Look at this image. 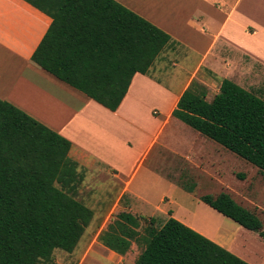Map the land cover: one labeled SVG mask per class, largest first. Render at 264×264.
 Listing matches in <instances>:
<instances>
[{"label":"trees","instance_id":"obj_1","mask_svg":"<svg viewBox=\"0 0 264 264\" xmlns=\"http://www.w3.org/2000/svg\"><path fill=\"white\" fill-rule=\"evenodd\" d=\"M25 1L54 19L33 61L112 111L133 76L148 75L172 41L115 0ZM207 97L193 82L173 117L264 174V100L230 80ZM71 149L68 139L0 100V264H51L56 250H76L95 212L78 198L86 173ZM201 200L264 239L263 221L229 194ZM157 222L125 211L98 241L119 256L137 244L135 264H249L175 218Z\"/></svg>","mask_w":264,"mask_h":264},{"label":"crops","instance_id":"obj_2","mask_svg":"<svg viewBox=\"0 0 264 264\" xmlns=\"http://www.w3.org/2000/svg\"><path fill=\"white\" fill-rule=\"evenodd\" d=\"M115 1L167 33L172 41L148 75L133 76L122 103L112 111L33 61L54 24L52 16L25 0H0V100L68 139L72 143L70 157L86 174L97 168L110 171L111 166L117 165L111 154L126 156L122 149L130 143L145 142L146 159L166 130L170 145L178 147L175 127L182 123L173 117V112L193 82L206 87L208 94L218 81L221 87L224 80L252 92L261 72L264 74V60L244 47L245 41L252 42V50L258 49L255 44L264 45V0H189L188 15L182 14V0ZM152 70L159 71L164 80L154 78ZM179 148L171 150L178 154ZM189 151L179 155L186 162H193ZM138 169L127 181L123 194L130 192ZM112 172L119 175L117 170ZM164 180L174 188L177 185ZM132 195L144 210L146 198L138 192ZM167 201L164 194L160 204ZM161 207L157 212L164 216V223L175 218L245 262L264 264L263 243H256L259 254L251 257L246 251V240L236 247L233 236L207 234L187 224L174 211L170 210V214Z\"/></svg>","mask_w":264,"mask_h":264},{"label":"rangeland","instance_id":"obj_3","mask_svg":"<svg viewBox=\"0 0 264 264\" xmlns=\"http://www.w3.org/2000/svg\"><path fill=\"white\" fill-rule=\"evenodd\" d=\"M182 1V14L188 15L191 10L189 0ZM261 10L264 11V6ZM261 21L264 27V15ZM245 42V50L264 60V45L255 44L258 49L252 50V47H249L252 42ZM171 71L172 69H169L168 72ZM151 73L154 78L164 80L159 71L152 70ZM183 79L184 76L181 77V80ZM219 89L220 81L209 90L207 99L212 101ZM252 92L264 100L263 72L258 77L257 84L253 86ZM179 121L182 123L181 127H175L179 153L184 154L185 150H190L189 152L193 153L191 155L193 162H186L179 153L172 152L171 149L176 150L178 147H175V144L170 145L166 130L160 144L151 150L146 159H143L145 142L142 145L130 143L126 149H122L126 156L116 157L115 153L111 154L112 161L117 162V165L109 166L110 171L102 168L87 170L88 174L80 188L78 198L95 212V217L76 250L71 254L56 250L51 264H135L142 252V248L137 244H133L126 256H119L105 248L98 241V237L120 213L125 211L147 219L155 217L158 220L157 225L161 226L164 223V216L157 212L159 206L164 210L174 211L176 216L187 224H193L207 234L221 233L233 236L236 247L242 246L246 240L247 253L251 257L258 256L259 248L256 243L264 244L259 234L245 228L238 232L237 229L241 226L211 210L202 202L201 197L229 194L238 204L258 215L264 223V174L246 160ZM142 159L143 163L140 165ZM137 168L139 169L130 192L123 194L127 181ZM116 170L119 175L112 172ZM164 179L177 184L176 187H172L171 183ZM191 187L195 189L193 193L187 189ZM133 192H138L146 198L148 204H143L144 210L139 206L141 202L136 201L132 195ZM164 194H167L168 201L173 200L174 203L170 204L171 201H167L166 204H160ZM145 226L146 223L143 222V227Z\"/></svg>","mask_w":264,"mask_h":264}]
</instances>
